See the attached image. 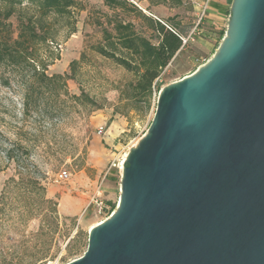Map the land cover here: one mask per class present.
Returning <instances> with one entry per match:
<instances>
[{"label": "water", "instance_id": "obj_1", "mask_svg": "<svg viewBox=\"0 0 264 264\" xmlns=\"http://www.w3.org/2000/svg\"><path fill=\"white\" fill-rule=\"evenodd\" d=\"M66 264H264V0H233L215 55L160 90L117 208Z\"/></svg>", "mask_w": 264, "mask_h": 264}, {"label": "rangeland", "instance_id": "obj_2", "mask_svg": "<svg viewBox=\"0 0 264 264\" xmlns=\"http://www.w3.org/2000/svg\"><path fill=\"white\" fill-rule=\"evenodd\" d=\"M83 1L88 9L78 15L77 32L67 35L60 30L59 46H53L60 58L48 67L49 75L70 73V63L85 53L75 78L65 87L57 84L59 97L31 103L25 110L22 87L14 80L5 85L9 68H0V205L2 198L5 202L0 208V264H66L80 257L90 229L108 218L89 205L94 192L101 185L107 203L117 208L121 173L110 169V164L121 163L138 145L154 117L158 93L144 115L132 111L128 119L114 112L116 88L133 75L90 49L102 37L101 30L90 24V11L94 17L111 12L102 0ZM232 2L227 0L218 18L210 16L212 0L206 10L204 0H183L179 7L148 8L147 1L139 3L150 15L163 20L176 17L193 28L202 18L188 45L162 72L158 88L193 74L215 55L226 36ZM83 92L82 100L72 98ZM14 143L29 149L24 163L7 159L6 151ZM21 154L14 152L18 157ZM30 162L40 172L44 197L54 204L42 201L40 190L30 191L26 177L28 169L33 170ZM64 170L71 176L61 181L59 174Z\"/></svg>", "mask_w": 264, "mask_h": 264}, {"label": "trees", "instance_id": "obj_3", "mask_svg": "<svg viewBox=\"0 0 264 264\" xmlns=\"http://www.w3.org/2000/svg\"><path fill=\"white\" fill-rule=\"evenodd\" d=\"M110 10L94 17L90 11L89 21L101 30V40L89 45L98 55L110 59L133 75V79L116 88L118 102L114 112L130 118L132 111L146 114L152 104L154 94L160 92L157 81L172 59L184 49L186 37L192 30L176 17L166 20L148 14L139 3L147 1L148 8L156 5L179 7L183 0H102ZM83 0H0V68H9L4 80L5 85L16 81L24 91L23 107L27 110L31 103L50 101L59 97L57 84L67 86V81L75 78L80 60L70 63V73H47L54 60L60 58L53 46H59L57 38L60 30L67 35L77 32L78 15L87 10ZM56 48V47H54ZM85 96L73 95L80 101ZM99 108V107H98ZM16 150L21 157L15 156ZM29 149L14 143L6 151L8 160L24 163L28 160ZM31 163V162H30ZM28 169L30 191H41L45 203L54 204L44 197L45 187L40 172L31 163ZM2 205L5 207L4 198ZM115 210V208H113Z\"/></svg>", "mask_w": 264, "mask_h": 264}, {"label": "built area", "instance_id": "obj_4", "mask_svg": "<svg viewBox=\"0 0 264 264\" xmlns=\"http://www.w3.org/2000/svg\"><path fill=\"white\" fill-rule=\"evenodd\" d=\"M209 2L210 0H204V10L207 9ZM201 19L202 18H200L198 23L195 24V27L190 31V33L186 37L182 38L184 44L190 41L192 39L193 34L197 32L198 26L201 23ZM103 133L104 131L100 129L99 134H103ZM125 161H126L125 158L122 160L121 163H117L116 160L112 161V163L110 164V169L117 168L119 169V172L122 174ZM70 176L71 174L67 170L61 171V173L59 174V178L61 181L68 180ZM89 205H94L96 207L97 213L106 217H109L114 212L113 207L107 203L104 197V192L101 185L98 186V188L94 192Z\"/></svg>", "mask_w": 264, "mask_h": 264}, {"label": "crops", "instance_id": "obj_5", "mask_svg": "<svg viewBox=\"0 0 264 264\" xmlns=\"http://www.w3.org/2000/svg\"><path fill=\"white\" fill-rule=\"evenodd\" d=\"M227 0H212V6L210 16L218 18L220 13L226 9Z\"/></svg>", "mask_w": 264, "mask_h": 264}, {"label": "bare ground", "instance_id": "obj_6", "mask_svg": "<svg viewBox=\"0 0 264 264\" xmlns=\"http://www.w3.org/2000/svg\"><path fill=\"white\" fill-rule=\"evenodd\" d=\"M128 153H129V152H128ZM128 153L125 155V159H126V157H127ZM98 224H99V223H98ZM98 224H97V225H98ZM95 226H96V225H95ZM93 227H94V226H93ZM93 227H92V228H93ZM92 228H91V229H92Z\"/></svg>", "mask_w": 264, "mask_h": 264}]
</instances>
